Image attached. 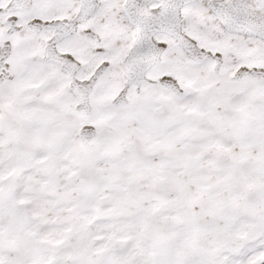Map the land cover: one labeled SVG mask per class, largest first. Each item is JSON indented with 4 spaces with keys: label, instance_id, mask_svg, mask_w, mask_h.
<instances>
[{
    "label": "snow or ice",
    "instance_id": "6c2138e0",
    "mask_svg": "<svg viewBox=\"0 0 264 264\" xmlns=\"http://www.w3.org/2000/svg\"><path fill=\"white\" fill-rule=\"evenodd\" d=\"M0 264H264V0H0Z\"/></svg>",
    "mask_w": 264,
    "mask_h": 264
}]
</instances>
